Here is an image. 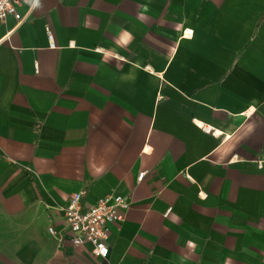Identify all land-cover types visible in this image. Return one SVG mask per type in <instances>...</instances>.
<instances>
[{"label":"crops","instance_id":"1","mask_svg":"<svg viewBox=\"0 0 264 264\" xmlns=\"http://www.w3.org/2000/svg\"><path fill=\"white\" fill-rule=\"evenodd\" d=\"M80 192L132 203L107 259ZM0 264H264V0H38L0 46Z\"/></svg>","mask_w":264,"mask_h":264},{"label":"built area","instance_id":"2","mask_svg":"<svg viewBox=\"0 0 264 264\" xmlns=\"http://www.w3.org/2000/svg\"><path fill=\"white\" fill-rule=\"evenodd\" d=\"M31 0H0V25L14 19V27L0 38V46L10 41L11 36L23 26L37 6L38 0H32L26 14L20 12L23 4ZM50 47L55 48L53 35L49 32ZM145 173L140 174L142 181ZM84 192L73 194L64 208L66 232L72 238L75 247L90 245L92 254L98 259H107L110 253L111 230L115 224L123 223L132 203L121 195H108L94 205L84 203ZM54 234V229H49Z\"/></svg>","mask_w":264,"mask_h":264}]
</instances>
